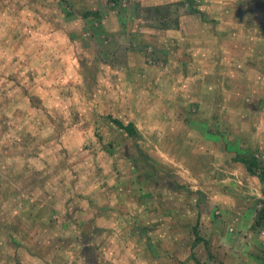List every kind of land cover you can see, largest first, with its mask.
Instances as JSON below:
<instances>
[{
    "label": "rangeland",
    "instance_id": "rangeland-1",
    "mask_svg": "<svg viewBox=\"0 0 264 264\" xmlns=\"http://www.w3.org/2000/svg\"><path fill=\"white\" fill-rule=\"evenodd\" d=\"M144 1L0 0V264H207L187 191L264 165V0Z\"/></svg>",
    "mask_w": 264,
    "mask_h": 264
},
{
    "label": "crops",
    "instance_id": "crops-1",
    "mask_svg": "<svg viewBox=\"0 0 264 264\" xmlns=\"http://www.w3.org/2000/svg\"><path fill=\"white\" fill-rule=\"evenodd\" d=\"M144 3L145 1L142 0ZM153 6L160 4H171L181 2L187 9L188 17L199 18V22H206L213 0H202L204 10L198 12H189L191 2L187 0H147ZM185 1V2H184ZM195 1V0H194ZM192 2L193 5L196 2ZM216 1V0H215ZM185 15V16H186ZM190 33L192 34L191 30ZM233 114V113H231ZM208 133H211L208 131ZM220 134H214L215 138L212 143L218 144V137L221 142L222 149H236V146L229 144L225 139H222ZM216 147L220 148L219 145ZM220 163L222 161H219ZM239 163V162H238ZM222 165H225L222 163ZM241 163H235L234 166L228 165L227 170H219L231 177L217 178L209 180L198 188L195 187L193 192L187 191V195L191 196L195 206H199V215L196 217V222L190 227L191 234L194 240L187 245L182 251V261H190L197 263L196 255H202L203 261H208L207 264H264V230L260 231L259 236L254 238L250 236L252 225L257 214V207L260 205V200H264L262 189L264 184L261 183L257 176H253L247 170L240 167ZM220 175V174H219ZM221 176V175H220ZM235 176V178H233ZM222 177V176H221ZM201 188L209 196V200H203ZM171 193L175 194L174 189ZM258 200L259 204H255ZM206 204V205H204ZM214 207L218 211V215L209 214L203 211L202 208ZM205 212V213H204ZM236 219V222L234 220ZM233 225L234 233H229L227 228ZM197 228V236L195 237L193 229ZM203 231L207 237H200V232ZM173 236V235H172ZM174 238V237H173ZM197 239V240H196ZM210 246V250L207 249ZM187 252V256H186ZM182 264H186L181 262Z\"/></svg>",
    "mask_w": 264,
    "mask_h": 264
},
{
    "label": "trees",
    "instance_id": "trees-1",
    "mask_svg": "<svg viewBox=\"0 0 264 264\" xmlns=\"http://www.w3.org/2000/svg\"><path fill=\"white\" fill-rule=\"evenodd\" d=\"M191 2L189 12H198L197 8L194 7L193 1L194 0H187V2ZM160 8L156 7V11L159 10ZM112 122L116 124V126L125 131L127 135L129 136H134L136 134V129L132 123H128L127 125H123L121 122H119L116 119H113ZM235 162L241 163L247 172L253 176H257L259 181L264 184V165L258 162L256 157H242L238 156L234 160ZM262 196L264 197V188L262 189ZM260 208L257 211L256 217L254 219L253 225H252V230L255 231L256 233H259L260 231L264 230V200H260ZM195 237L198 239L197 236V228L194 227L193 229ZM196 239V240H197Z\"/></svg>",
    "mask_w": 264,
    "mask_h": 264
},
{
    "label": "built area",
    "instance_id": "built-area-1",
    "mask_svg": "<svg viewBox=\"0 0 264 264\" xmlns=\"http://www.w3.org/2000/svg\"><path fill=\"white\" fill-rule=\"evenodd\" d=\"M218 214H219V213L216 211V212H215V215H218ZM234 222H236V219L234 220ZM227 231H228L229 233H234V231H235L234 226H233V225L229 226V227L227 228Z\"/></svg>",
    "mask_w": 264,
    "mask_h": 264
}]
</instances>
